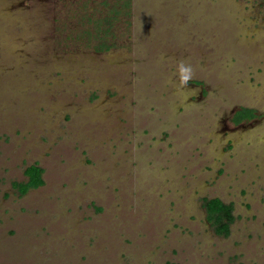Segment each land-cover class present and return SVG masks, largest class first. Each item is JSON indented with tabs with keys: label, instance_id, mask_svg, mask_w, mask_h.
<instances>
[{
	"label": "rangeland",
	"instance_id": "rangeland-1",
	"mask_svg": "<svg viewBox=\"0 0 264 264\" xmlns=\"http://www.w3.org/2000/svg\"><path fill=\"white\" fill-rule=\"evenodd\" d=\"M96 1L0 0V264H264V0H131L101 52Z\"/></svg>",
	"mask_w": 264,
	"mask_h": 264
},
{
	"label": "trees",
	"instance_id": "trees-1",
	"mask_svg": "<svg viewBox=\"0 0 264 264\" xmlns=\"http://www.w3.org/2000/svg\"><path fill=\"white\" fill-rule=\"evenodd\" d=\"M92 0H88V4ZM97 2V1H96ZM131 0H102L79 14V28L75 31V39L85 38L86 45L97 52L106 51L125 43V32L131 29ZM43 169L37 164H31L24 169L26 180L13 182L12 187L20 194H26L30 189L43 184ZM203 206L208 223L214 231L222 236H228L230 225L235 220L232 203L221 199H205ZM172 264V263H169Z\"/></svg>",
	"mask_w": 264,
	"mask_h": 264
},
{
	"label": "clouds",
	"instance_id": "clouds-1",
	"mask_svg": "<svg viewBox=\"0 0 264 264\" xmlns=\"http://www.w3.org/2000/svg\"><path fill=\"white\" fill-rule=\"evenodd\" d=\"M181 73H182V76H181V80H182V83H186L189 79V73H190V69L188 68H185L183 65H181Z\"/></svg>",
	"mask_w": 264,
	"mask_h": 264
},
{
	"label": "flooded vegetation",
	"instance_id": "flooded-vegetation-1",
	"mask_svg": "<svg viewBox=\"0 0 264 264\" xmlns=\"http://www.w3.org/2000/svg\"><path fill=\"white\" fill-rule=\"evenodd\" d=\"M234 222V221H233Z\"/></svg>",
	"mask_w": 264,
	"mask_h": 264
}]
</instances>
